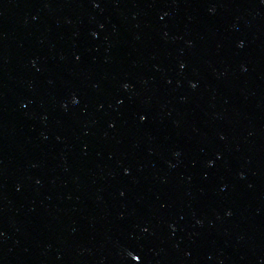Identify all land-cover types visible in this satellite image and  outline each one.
Returning a JSON list of instances; mask_svg holds the SVG:
<instances>
[{"label":"water","instance_id":"water-1","mask_svg":"<svg viewBox=\"0 0 264 264\" xmlns=\"http://www.w3.org/2000/svg\"><path fill=\"white\" fill-rule=\"evenodd\" d=\"M0 264H264V0H0Z\"/></svg>","mask_w":264,"mask_h":264}]
</instances>
